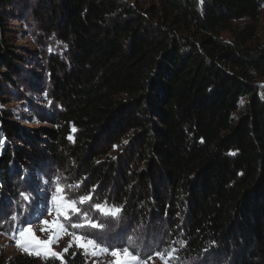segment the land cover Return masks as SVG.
<instances>
[{
  "label": "trees",
  "instance_id": "16d2710c",
  "mask_svg": "<svg viewBox=\"0 0 264 264\" xmlns=\"http://www.w3.org/2000/svg\"><path fill=\"white\" fill-rule=\"evenodd\" d=\"M263 4L0 0V94L7 84L19 94L13 78L25 70L2 36L17 5L63 45L46 62L51 127L19 126L0 107V190L48 161L95 187L96 202L121 207L124 229L183 258L264 264V41L252 43ZM64 258L83 264L79 251Z\"/></svg>",
  "mask_w": 264,
  "mask_h": 264
},
{
  "label": "rangeland",
  "instance_id": "374dc122",
  "mask_svg": "<svg viewBox=\"0 0 264 264\" xmlns=\"http://www.w3.org/2000/svg\"><path fill=\"white\" fill-rule=\"evenodd\" d=\"M138 2L141 5H148L151 0H131ZM31 5L36 3V0H29ZM248 19L237 20L233 22V26L238 29L243 28L248 23ZM8 30L3 32L4 40L10 45L11 49L19 55L23 63L24 71L21 74L15 75L13 80L16 83V92H11L7 84L3 94H0V107L7 109L13 121L19 126L25 128L51 127V124L44 116L47 110H51L56 106L47 95L48 78H47V56L50 54L57 55L63 51V45L57 42L51 34L42 31L35 18L31 15V9L20 11L17 5L16 13L8 18L6 22ZM220 36L225 41H232V34L229 31H221ZM256 40L252 43L264 41V4L262 5L258 17ZM51 49V51H50ZM2 72V68L0 67ZM13 77V76H12ZM261 97L264 99V80L257 79ZM0 138V145L3 143ZM53 167L51 162H44L38 168H33L32 172L18 171L13 177L14 191L0 190V261L1 264H11V260L17 255H25L34 259L37 264L42 263L45 258L35 255H28L21 251L11 238L13 232L22 227L31 225L32 235L37 239L47 241L49 233L42 232L41 220H53L55 212L49 215L48 203L55 191L53 181L59 177L60 183L74 185V180L62 176L57 169ZM14 172V171H13ZM45 181L48 183L46 184ZM22 193L30 197L29 200L22 198ZM87 189L80 185L79 189H68L67 196L70 199H78L80 195L87 194ZM96 199L80 206L83 212H86L90 217L103 224V229H77L78 233H87L89 238H94L98 242H106L111 247H124L128 245V238L133 237L131 249L134 253H139L143 259H147L149 255L153 259L148 264H162V261L153 254L157 251L162 252L167 256V253L174 247L167 246V242L162 240L156 243L150 235L134 229L127 230L118 223V217L103 216L98 211L92 208V204L96 203ZM103 203V202H102ZM109 206H114L107 203ZM16 216L14 221L11 218ZM27 222V223H26ZM74 222H79L78 216H73L70 221L66 222L69 225ZM125 230V231H124ZM69 231H72L69 228ZM6 233V234H5ZM154 237V236H153ZM70 236L65 235L59 240L58 244H53L52 249L56 252H61L67 245ZM79 251L83 258V264H109L112 260L111 256L101 255L99 257L86 256L82 250H79L73 245L69 252ZM68 253V252H67ZM66 255V254H65ZM215 255L212 252H206L200 258H183L177 251L175 258L169 261V264H222L223 256ZM65 260V258H64Z\"/></svg>",
  "mask_w": 264,
  "mask_h": 264
},
{
  "label": "snow or ice",
  "instance_id": "6c2138e0",
  "mask_svg": "<svg viewBox=\"0 0 264 264\" xmlns=\"http://www.w3.org/2000/svg\"><path fill=\"white\" fill-rule=\"evenodd\" d=\"M51 51V49H50ZM243 103V101H241ZM47 184L48 182L45 181ZM53 183L55 184V191L53 192L49 203L47 205L49 215L55 212L53 220H41V224L44 225L41 231H47L49 233V239L47 241L39 240L32 235L31 225L22 227L13 232L12 239L16 246L28 255L40 256L42 258H54L60 261V264H66L64 260L65 254L70 248L75 247L88 256L99 257L101 255H108L112 257L109 264H148L153 259L152 255H149L147 259H143L139 253H134L131 249L133 243V237L128 238V245L124 247H111L106 242H98L94 238H89L87 233H78L77 229H103L104 225L98 223L95 218L90 217L86 212L81 210L82 205L93 200V193L95 187L85 195H80L78 199H70L67 196L68 189H79L82 182H78L74 185H63L60 183L59 177H57ZM24 200H29L30 197L24 193L21 194ZM92 208L98 211L103 216L118 217L122 211L121 207L109 206L107 201L103 203L96 202L92 204ZM73 216L79 217V222L71 223ZM12 220H16L14 215ZM27 223V222H26ZM69 228L72 231H69ZM6 234V233H5ZM65 235L70 236L71 239L68 245L61 251L56 252L52 249L53 244H58L59 240ZM177 250L173 248L165 256L162 252H155L153 255L162 261V264H169V261L175 258V252Z\"/></svg>",
  "mask_w": 264,
  "mask_h": 264
}]
</instances>
